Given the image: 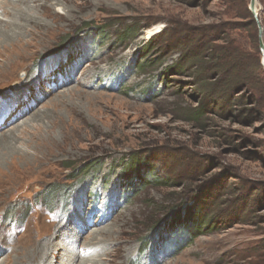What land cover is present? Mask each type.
<instances>
[{
	"label": "rangeland",
	"instance_id": "374dc122",
	"mask_svg": "<svg viewBox=\"0 0 264 264\" xmlns=\"http://www.w3.org/2000/svg\"><path fill=\"white\" fill-rule=\"evenodd\" d=\"M242 2L255 43L248 20L230 14ZM46 4L51 29L0 74L2 120L22 112L4 130L14 148L0 146V264H256L244 250L264 237V81L261 94L244 89L197 115L194 76L171 67L180 41L211 29V39L238 41L248 71L257 58L264 72V0ZM134 22L139 33L116 41ZM155 27L158 44L139 61L153 37L141 34ZM195 210L221 224L187 244L178 224Z\"/></svg>",
	"mask_w": 264,
	"mask_h": 264
},
{
	"label": "trees",
	"instance_id": "16d2710c",
	"mask_svg": "<svg viewBox=\"0 0 264 264\" xmlns=\"http://www.w3.org/2000/svg\"><path fill=\"white\" fill-rule=\"evenodd\" d=\"M230 12L231 16L235 18L248 20V26L250 27L254 43L255 41L257 42L256 23L250 12L247 10L246 5L242 2L241 8H230ZM93 29L95 30V28ZM210 30L193 33L196 36L195 40L187 41L186 43L184 42L185 40L180 41L174 48L175 52L178 54L177 63L171 67L173 70L184 68L194 76L196 93L199 100L197 105V115H202L209 103L213 104V109L217 108L216 110L223 111L225 109L224 105H227L230 96H234L238 91L244 89L253 92H260L261 94V85L264 81V72L257 58L252 61L250 60L252 67H249L251 70L248 71L245 66L249 61L244 60L238 41L234 42L232 47L229 43L226 44V42L229 41L228 36L219 39H211L210 35L213 31ZM139 31V22H134L128 28H124L121 33H117L114 38L118 42H124V40H127L128 36L134 38ZM106 32L105 28L101 27L97 29L96 34L99 36V34H106ZM143 33L141 35H143ZM158 33L156 35H158ZM162 33L163 32L161 31L159 35ZM199 37H203L205 41L201 42L202 40H197ZM158 38L159 37L153 35V37L141 47L139 51L140 54L138 55L139 61L142 58H146V55L153 49L152 47L158 44ZM217 42H221L222 46L215 45ZM143 48H145L144 51ZM255 52L256 54L259 53L257 47H255ZM70 57L71 56H69V58ZM139 68H146V64L142 63L139 65ZM217 78H220V80L218 81ZM261 97L264 100L263 96ZM219 103L220 105L217 107V104ZM256 104L258 105V103ZM129 160L130 158L127 159V163ZM151 168L152 167H149V170ZM128 176L130 175L125 176V181L128 179ZM137 178L139 177L137 176ZM235 202H241V207L243 209L248 206L244 197H239ZM173 208L176 209V205H173ZM229 208L231 207L227 206L226 209L221 211L223 217L229 216ZM196 212L197 211L195 210L191 213V216L182 219L178 224L179 229L185 234L187 244L191 243L201 234V229L204 231H217V226L212 228V225L215 223L216 225L221 224L220 221L215 222L214 218L208 217L210 215L216 217L217 213L215 211H210L204 219L197 215ZM206 223L207 225L205 226ZM159 229L160 227H155V230ZM183 246H186V244L181 245V247ZM181 247H178V249ZM244 253L247 258L252 259L256 264H264V237L254 246L246 247Z\"/></svg>",
	"mask_w": 264,
	"mask_h": 264
},
{
	"label": "bare ground",
	"instance_id": "6f19581e",
	"mask_svg": "<svg viewBox=\"0 0 264 264\" xmlns=\"http://www.w3.org/2000/svg\"><path fill=\"white\" fill-rule=\"evenodd\" d=\"M39 1H43L44 3L43 2H42L43 4L38 3V6H34L33 12H32L31 9L29 8L30 5L31 4L34 5L36 2H39ZM53 1L55 2V0H17L16 3H12L11 1H8V0L0 1V10H1V13L3 14L2 16L8 18V20H5V21L0 20V74L1 75L6 74V76L5 75L4 76L8 77L10 75V73L8 72V69H7L8 66H12V64L16 63L17 61L19 63L20 61L17 59H20V60L28 59V56H22V52L24 51V48H28L29 46H31L32 40L34 41L37 38H42V37H45L47 35V33L49 32V29H51V28L48 26L47 23H45V21L43 19H44V17L46 19L48 16L46 13V10L49 7L47 6L46 3L49 2L51 5ZM31 7H33V6H31ZM56 12H58V9L56 10ZM158 29H159V27H155L151 32L143 33V35L146 39H149V37L156 35L160 31ZM42 30H47V31L44 32ZM32 48H34V47H32ZM5 69H7V70H5ZM6 114H7V111L0 113V122H2L0 124V134L4 133V136H5L4 141L0 146H2L4 148L11 147L12 143H13L12 138H11V134L9 133L12 130H7L6 131L7 133L4 132V130L10 127V126L8 127V122L13 117H15L17 114L22 115V112H18V113L11 115L10 120H6V119L2 120L3 116ZM17 125H19V124H17ZM17 125H15V126H17ZM15 126L13 128H15ZM9 129H11V128H9ZM25 149H26V146H25ZM10 150H11V148H10ZM1 154L2 153L0 152V155ZM15 156H16V158H19V160H21V161H23L24 159L27 158L26 154L24 152H20V151H17ZM2 158L4 159L5 157L0 156V161L2 160ZM0 173H1V168H0ZM0 177H1V175H0ZM48 252L49 253L52 252V254H53L55 252V249L52 248L50 250H48V249L45 250V252H43L42 255L40 256L39 261L41 263H45L47 261L46 257L51 255ZM53 256H54V258H56L55 255H53ZM82 264H85L84 261L82 262Z\"/></svg>",
	"mask_w": 264,
	"mask_h": 264
},
{
	"label": "water",
	"instance_id": "95a60500",
	"mask_svg": "<svg viewBox=\"0 0 264 264\" xmlns=\"http://www.w3.org/2000/svg\"><path fill=\"white\" fill-rule=\"evenodd\" d=\"M249 9L251 12H253V9H252V2H250V6H249ZM260 34H261V29L258 27V36L260 37ZM258 48H259V51L261 53V65L263 66L264 68V46L259 38V42H258ZM264 93V91H263Z\"/></svg>",
	"mask_w": 264,
	"mask_h": 264
}]
</instances>
